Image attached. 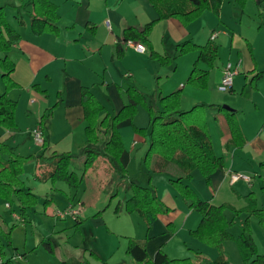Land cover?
Instances as JSON below:
<instances>
[{
  "label": "crops",
  "instance_id": "obj_1",
  "mask_svg": "<svg viewBox=\"0 0 264 264\" xmlns=\"http://www.w3.org/2000/svg\"><path fill=\"white\" fill-rule=\"evenodd\" d=\"M51 1L58 7L60 16L58 35H35L29 26L31 16L27 18L28 21L22 19L23 0H0V7L8 8L10 14L6 9L5 11L8 16L11 15L9 20L21 35V39L7 54L15 65L12 78L19 88L12 90L8 96L10 99H16V103L22 102L28 107L27 117L32 118L31 124L25 125L28 135L32 134L31 129L41 125L42 134H44L45 141L47 140V145L45 144L44 148L45 156L50 158V154L61 152H76L78 154L86 145L87 123L82 107L83 88L90 89L98 101L114 114L119 113L124 107L118 90L121 89L120 87L127 88L132 85L139 88L145 86L154 94L153 98H159V100L180 91L182 93V111H188L200 103L215 106H222L225 103L235 112L245 144L241 146L240 143L237 144L233 141L226 116L216 108L211 109L210 111L213 113L211 121H208L209 131L214 152L223 159L224 169L214 173L210 186L201 191L197 188L196 190L202 200L216 206L226 205L236 210L244 209L246 207L244 198L247 195L245 186L250 188V193L264 188V170L261 168L264 163V76L256 82L255 86L251 82L257 73H264L263 65L258 61L254 50L252 53L251 44L247 42L250 66L245 69L247 72L245 78L235 81L242 73L241 60H236L232 63L235 68L238 67L232 91L220 95L222 92L219 91V86L228 63H220V66H217L216 62L213 68H209L206 64L199 62V52L178 56L176 49L179 44L186 41H192L200 46H205L208 43L218 46L217 42L220 39L230 37L224 26L228 25L227 17L231 12L233 16L235 13V17H238L239 12L236 10L239 9V6L234 4L233 0L224 2L218 16L221 24L218 25V29L215 27L210 33L209 30L213 28L214 19L207 16V12L187 27L175 19L157 22L150 35L151 45L156 53L172 59L170 66H162L151 58L148 47L146 52L140 53L127 47L124 42L125 30L130 28L142 30L147 24L158 20V12L150 0ZM254 3L257 7L261 5L260 0ZM260 10L259 8L258 11ZM241 13L245 14V11H241ZM204 20L207 25H201H203L202 28L208 43L201 45L198 34L203 29L199 28L196 23ZM22 23L24 24L21 25ZM93 27L95 29L92 32L90 28ZM214 36L215 38L212 39ZM237 36L240 37L241 33H238ZM235 37V35L230 37L231 43L234 42ZM119 48L123 49L122 55L118 54ZM4 56V53L0 51V58ZM196 65L200 70L209 73L207 90H198L188 85V78ZM157 76L164 77V80L161 82L160 90L154 92L152 90ZM238 90L240 95H238ZM23 93L29 95L24 97ZM12 94H19V96L15 98ZM51 108H54L51 113L52 118L42 124V118ZM130 123V121L123 122L118 126V129L120 130ZM10 130L9 134L17 131ZM108 139L106 135L104 137L101 135L100 141L102 140L104 144L108 142ZM0 140L3 139L0 137ZM11 140L14 141L11 138L6 143L11 145ZM17 144L15 143L13 146H18ZM148 149L149 144L140 136L134 137L131 143L126 142L120 158L123 168L127 171L130 167L135 166ZM21 154V150H18V155ZM101 159L108 164L109 170L107 169V171H113L111 163L105 158ZM36 161L38 162L37 166L42 164L40 167L44 169V173L40 179L45 180L53 169V161L40 158ZM233 173L250 176L252 183L240 181L232 184L230 175ZM199 174V172L193 174L191 186L193 179L196 175L199 177ZM167 176L154 174L153 177L157 181L167 183ZM114 178L117 180L121 178L125 181L124 185H122L123 182L120 184L127 191L126 184L130 181L128 176L122 173L115 175ZM69 192L71 194V191ZM107 197L109 195L107 196L103 192L98 182L91 180L81 197L77 199L75 194L72 198L71 204H76L81 209V213L77 217L71 218L75 219V225L80 226L89 222L98 229L107 227L108 222L104 220L105 214L102 213V215L94 217L101 210L98 208L106 202ZM18 212L15 211V214ZM185 216H187L186 222H189L194 214L186 212ZM226 216L228 220H235L240 226H242L243 217H245L235 218V214L229 210L226 211ZM124 217L128 219L125 222L129 226L135 225L137 231L139 230L144 236L141 237V234L138 233L134 237L129 236L130 239L134 238L133 240L136 241H142L141 238L148 239L146 251L150 259H153L156 253L163 250L167 242H170L172 236L167 229V225L173 221L170 217L160 216L152 223L149 230L146 229L144 220L138 214L129 216L120 214L118 219ZM195 217V221L198 219L201 222V216ZM122 225L123 223L116 225L117 229L114 234H122L120 233L123 232ZM133 232L136 231L133 230ZM230 232L235 238H238L237 226ZM47 244L49 250L55 249L50 242ZM76 248L78 249L77 246ZM126 249L127 245L124 244L122 252L125 255L120 252V257L124 259L118 258L119 264H138L132 257L126 255ZM91 254L98 262L105 259L103 252L93 251ZM85 256L86 251L80 250L76 259L70 256L61 260L60 264H78L81 260H85ZM16 260L17 258L13 264H17Z\"/></svg>",
  "mask_w": 264,
  "mask_h": 264
},
{
  "label": "trees",
  "instance_id": "obj_2",
  "mask_svg": "<svg viewBox=\"0 0 264 264\" xmlns=\"http://www.w3.org/2000/svg\"><path fill=\"white\" fill-rule=\"evenodd\" d=\"M150 1L158 12V20L147 24L142 30L133 28L125 30L124 42L134 41L146 45L150 49L152 59L158 61L162 66H170L172 59L159 55L151 45L150 35L156 23L175 19L187 27L200 19L206 12L219 16L225 0ZM248 1L234 0L242 8ZM29 4H31L29 23L31 31L35 35H58L60 20L58 7L51 0H29ZM262 20V26H264V18ZM94 29V27L90 28V31L93 32ZM20 39L21 35L12 26L5 8L0 7V51L5 55L0 58V72L5 85V93L0 96V128L7 130L16 127L15 111L17 106L16 101L9 98L8 93L10 90L18 88L12 78L15 65L7 54ZM176 49L180 56L199 52V62L206 64L209 68L214 67L219 57V48L213 43L200 46L192 41H186L179 44ZM118 51L119 55L123 54L122 48H119ZM263 76L264 73H257L251 80L252 84L255 86ZM208 82V71H202L197 65L194 66L188 78V85L198 90H207ZM126 94L129 103L115 117L110 119L107 115L100 121L99 114L104 109L103 105L90 89H82V107L87 123L85 130L87 141L82 149L83 160L78 168L74 157L69 154L54 153L48 158L53 161V169L45 180H51L53 183L64 182L70 189L79 190L83 185L87 170L92 168L100 157L107 159L112 166L120 168L124 173V169L119 163L123 153V143L118 126L125 121H132L138 108L143 106L149 113L151 126L149 150L146 153L145 163L151 173L168 175L170 184L178 191L182 200L189 205L192 211L201 215L200 225L196 230L191 231V235L201 243L216 248L219 251V258L216 261L208 262L202 259L200 263H196L191 259H170L163 250H159L154 258L150 259L145 241L133 239L129 240L127 254L138 264H231L225 251V244L234 239L230 230L235 222L228 220L226 211L229 210L236 217L247 215V219L241 226V233L236 240L241 258L246 264H264V255L258 254L249 225V218L255 215L264 226L263 210L258 208L257 200L253 198V195L246 198L248 205L244 209L236 210L230 206H216L202 200L190 185L195 172H199L206 184L210 186L214 173L224 169L223 159L214 152L209 131L208 111L216 108L224 114L230 126L233 141L237 144L240 143L241 146L245 144L235 112L226 106L204 103L197 104L189 111H182V93L180 91L162 97L159 110L149 106L146 97L132 85L126 88ZM50 112L52 113V111ZM48 118L49 116L45 115L41 123H46ZM136 131L141 134L144 130L136 128ZM102 134L109 136L103 152L97 148ZM29 159L31 158L17 156L15 148L10 147L7 143H0V201L9 204L10 207H13L17 202L21 215L19 218L23 220L27 211L35 207L38 202L32 191L24 190L23 182L20 179L24 171V163ZM261 168L264 170V163ZM76 171L82 173V176ZM130 188L133 190V195L128 200L125 211L128 214H138L144 220L148 230L154 219L170 212V209L160 201L152 189L133 183L128 187V189ZM15 227L14 225L6 228L0 215V254L5 260L4 264H13V257L7 256L4 242L11 243Z\"/></svg>",
  "mask_w": 264,
  "mask_h": 264
},
{
  "label": "rangeland",
  "instance_id": "obj_3",
  "mask_svg": "<svg viewBox=\"0 0 264 264\" xmlns=\"http://www.w3.org/2000/svg\"><path fill=\"white\" fill-rule=\"evenodd\" d=\"M23 1L24 4L22 8V19L28 21L27 18L30 17L31 6L29 4V0ZM226 1L228 2L230 0H225L224 2ZM255 1L257 0H249L244 8L238 5L239 9L236 10L237 12H239L238 17H235V13L233 16L232 12L227 17L228 25L224 26V28L228 32L230 37H232L233 35L236 36L234 42L231 43L230 37L227 39H220L217 42L220 56L217 60V66H220V63L232 64L236 62V60H241L242 73L239 78H236L235 81L241 79L243 80L245 78L244 76H246L247 73L245 69L250 66V57L247 42L251 44L252 53L254 50L255 56L257 57L260 64L263 65L262 67L264 69V26H262V19L264 18V0H260V7H257V5L254 3ZM234 4L236 3L234 2ZM259 8L261 9L260 11H258ZM241 11H245V14H243L244 12L241 13ZM7 12L9 13V10H7ZM207 16H211V18L214 19V23H212L213 28L209 30L210 33L215 27L216 29H218V25H220L221 23L218 20L219 17L214 13L207 12ZM8 17L9 19H11V15H9ZM196 24L199 28L203 29V25L201 24H205L206 26L207 22L205 20L198 21ZM206 31L208 30L206 29ZM238 33H241L240 37L237 36ZM198 39L199 41H201V45H205L206 43H208L206 40V36L204 35V29L200 30ZM142 45L147 49L146 45ZM1 76L2 73L0 72V96L5 93V85ZM163 80L164 77H155L152 91H159L161 82ZM120 88L121 89L118 90L120 91V97L122 99L121 101L124 104L123 106H125L129 103V99L126 94V88ZM136 89L146 97L147 104L149 106L154 107L156 110H159L161 108L159 98L154 99V94L150 92L149 88L142 86ZM12 90H10L9 93L12 92ZM221 94L225 95L228 93L222 92L220 93V95ZM28 95V93H23L24 97ZM238 95H240L239 90ZM12 96L18 98L19 94H12ZM12 99L13 101H16V99ZM222 106L229 107V105L225 103L222 104ZM103 107V111L99 114L100 121L103 120L107 115H109L111 119L118 114H114L113 112L111 113V111L104 104ZM54 108H51L48 113L45 114L48 115L50 119L52 118V114L50 111L54 110ZM27 112H29L28 107L25 106L22 102H17L15 111L16 127L13 129L17 131L9 134V131L11 130L0 128V137L3 139L0 140V143H6V141H9V139L12 138L15 142L11 140V145H9V143L7 144L10 147L15 148L16 155L22 158H31L24 163V171L20 179L23 182L24 190L32 191L34 195H36L38 200L35 207L27 211V215L25 216L24 220H21L20 218H14L15 211L19 210L17 202L14 203L13 207L6 209L5 202L0 201V215L6 225V228L13 227L14 225L16 226L14 231L12 232L10 241L11 243H7L6 241L4 243L6 245L7 255L16 257L17 264H60L61 260L69 258L70 256L73 257V259H76V256L80 253V250L86 251V256L85 260H81L78 264H119L118 261L124 259L120 256L121 253L122 255H125V253L122 252V249L124 247V244L128 245L131 238L129 236L134 237L136 234L138 235V233H140L139 230L137 231L135 225L132 224L129 226L128 223L125 222L128 220L126 217L118 219V216L120 214H125V216L133 215L128 214L125 211L127 202L133 195V190L131 188L128 189L131 181L132 183L134 182L133 184L135 185L152 189L155 192L156 196L160 199V201L170 209V212L165 215L173 220L171 224L167 225L168 232L172 237L170 242H167L163 249L170 259H191L193 262L200 263L202 259H205L204 261L208 262L216 261L219 258V251L216 248L209 247L192 237L191 231L196 230L200 223V220L198 219L197 221H195V216L201 215L196 211H192L189 205L182 200L178 191L170 184L169 176H167V183H163L162 181L160 182L154 179V174L151 173L145 163L147 150L144 152L143 158L139 159V162L135 166L130 167L127 171L123 168L121 161L119 162L124 169V173L130 180H128L129 182L126 184L127 191H125L121 187L122 185H124L125 181H123L121 178L119 180L114 178L115 175L122 174V170L118 167L111 166V168H113V171L108 172L107 169L109 170V167L105 161H102L101 158L103 157H100L95 162L94 166L87 170L85 178L83 180V185L79 190L70 189L69 186L64 182L59 181L53 183L51 180L40 179V177L43 176L44 169L40 167L42 164H40V166H37L38 162L36 160H38L39 158L41 160L48 159V157L45 156L46 152L44 149L47 145V140L45 141V137L43 136V139L46 142V145L44 144L43 146L35 142L33 133L35 130H42L41 125L36 126L34 129H31L30 132H32V134H27L28 130L26 129L25 125H30L32 121V118L27 117ZM212 113L213 111H208V121H211ZM130 122L131 123L128 126H125L120 130L118 129L123 143V152L126 142L131 143L136 136H140L145 139L147 144L150 143L151 126L150 116L147 109L143 106H140L138 108L136 116ZM136 128L143 129V133H138L136 131ZM102 136L104 137V134H102ZM107 137L109 138V136ZM15 143H18V146H13ZM99 143L100 144L97 145L98 150L103 152L107 142L103 144L101 140ZM18 150H21V155H18ZM82 153L83 152L81 150L80 152H78V154L76 152H61L56 154H69L70 156L74 157V161L77 162V166L79 168V165L83 160ZM53 154L54 153L50 155L52 156ZM36 155H38V158L36 157ZM76 172L80 176H82V173L78 171ZM198 176L199 177H197L196 175L193 179L192 187H194V190L198 193L199 196H201L196 188L200 189L201 191L207 188L208 185L206 184L203 177H200V174ZM91 180H96L100 185V188H102L103 192L107 196L109 195L106 202L103 203L100 208H98L99 210H101L94 216L96 218L99 215H102V213L105 214L104 220L108 222V226L102 229H98L96 228V226L90 224L89 222L77 226L75 225V219H71L73 218L72 216H66L65 219L58 218L57 214L60 212H67L68 207H74L79 211V213H81L80 206L71 204L72 198L73 196H75V194L77 195V199L81 197L84 194L87 186L90 185ZM120 182H123V184L121 185ZM236 188L238 189V186ZM245 188L247 194L244 198L246 206L248 205L246 198L252 194L253 198L257 200L258 208L262 209L264 213V188L261 190H256L257 192L251 193L249 192L250 188L248 186H245ZM69 191H71V194ZM202 193H205V191H202ZM13 209L15 211H13ZM186 212L194 214V217H192L189 222H186L188 216H185ZM15 215L17 217L21 216L19 212ZM160 216L164 215H159L156 219L153 220V222ZM241 216H245L243 217L244 221L247 219V215L243 214ZM235 218L238 217L235 216ZM232 221L236 223L233 228L237 226L240 235L241 226L238 225L235 220ZM118 222L121 224L123 223L121 227L123 232H120L122 234H114V231H116L117 229L115 227L117 224H119ZM249 225L252 230V236L255 241L258 254H264V226L260 223L259 218L255 215L249 218ZM133 230H135L136 232H133ZM140 234L142 237L143 234ZM141 239L142 241H145V243H147L148 241L147 238ZM236 240L237 237H234V239L226 242L225 244V251L227 252L228 259L231 264H246L240 256ZM48 242H50L51 245L55 248L54 250H49V245L47 244ZM76 246L79 250L76 248ZM93 251L103 252V256L105 257V259L101 262H98L97 259L91 254ZM126 255L129 256L127 254V249Z\"/></svg>",
  "mask_w": 264,
  "mask_h": 264
},
{
  "label": "built area",
  "instance_id": "obj_4",
  "mask_svg": "<svg viewBox=\"0 0 264 264\" xmlns=\"http://www.w3.org/2000/svg\"><path fill=\"white\" fill-rule=\"evenodd\" d=\"M214 38H215V36L212 39H214ZM125 45L129 48L134 49L137 52H140V53L146 52V48L141 43L134 42V41H127V42H125ZM237 68H235L234 65L231 63H228L226 65V68H225L224 73H223V78H222L221 84L219 86L220 92L230 93L232 91L234 78L237 75ZM33 134H34L35 142L37 144L43 146L45 144V141L43 139L42 131L41 130H35ZM230 181L232 184H235V183L240 182V181H244V182L250 184V183H252V178L248 175H245V174L233 173L230 175ZM5 207L10 208V205L5 204ZM78 215H79V211L77 209H74L73 207H69L67 212H60L57 214V217L60 219H65L66 216L77 217ZM14 218L19 219V217H17L15 214H14ZM15 259L16 258L13 257L12 261H15ZM4 262H5V260L0 254V264H4Z\"/></svg>",
  "mask_w": 264,
  "mask_h": 264
}]
</instances>
